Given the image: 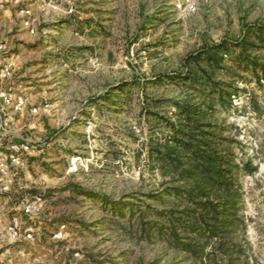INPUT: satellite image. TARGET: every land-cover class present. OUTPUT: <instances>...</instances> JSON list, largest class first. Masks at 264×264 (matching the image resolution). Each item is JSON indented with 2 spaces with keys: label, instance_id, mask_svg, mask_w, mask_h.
Returning a JSON list of instances; mask_svg holds the SVG:
<instances>
[{
  "label": "rangeland",
  "instance_id": "1",
  "mask_svg": "<svg viewBox=\"0 0 264 264\" xmlns=\"http://www.w3.org/2000/svg\"><path fill=\"white\" fill-rule=\"evenodd\" d=\"M28 4L33 36L0 12V264H264V0Z\"/></svg>",
  "mask_w": 264,
  "mask_h": 264
},
{
  "label": "built area",
  "instance_id": "2",
  "mask_svg": "<svg viewBox=\"0 0 264 264\" xmlns=\"http://www.w3.org/2000/svg\"><path fill=\"white\" fill-rule=\"evenodd\" d=\"M27 1L35 3L39 0H0V12L4 6H10L18 11L20 16L19 28L24 30L28 35L33 36L36 32L37 18L33 15L30 4L22 7V2ZM43 1V0H40ZM15 48L11 47L6 41H0V75L2 77L10 76L13 72V63L10 62L14 58ZM0 99H3L4 105H9L10 100L6 97L5 91L0 88ZM22 98H17L15 107L22 105Z\"/></svg>",
  "mask_w": 264,
  "mask_h": 264
}]
</instances>
